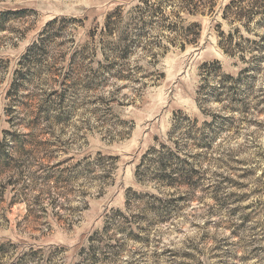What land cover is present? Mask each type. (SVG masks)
Masks as SVG:
<instances>
[{
	"label": "rangeland",
	"instance_id": "obj_1",
	"mask_svg": "<svg viewBox=\"0 0 264 264\" xmlns=\"http://www.w3.org/2000/svg\"><path fill=\"white\" fill-rule=\"evenodd\" d=\"M229 1L211 15L181 14L201 26L195 44L126 60L100 43L101 29L117 7L125 22L139 0H0V15L10 13L0 21V264H264V58L231 91L244 103L217 101L221 77H239L253 55L245 63L224 52ZM54 19L74 22L45 61L27 57ZM160 34L167 45L171 35ZM214 61L218 70H203ZM183 116L199 127L215 120L205 131L212 149L189 159L199 175L191 188L157 177L158 152L185 147ZM133 193L171 201L175 217L141 221Z\"/></svg>",
	"mask_w": 264,
	"mask_h": 264
},
{
	"label": "trees",
	"instance_id": "obj_2",
	"mask_svg": "<svg viewBox=\"0 0 264 264\" xmlns=\"http://www.w3.org/2000/svg\"><path fill=\"white\" fill-rule=\"evenodd\" d=\"M216 4L217 0H139V2L131 8V13L125 22L122 17V8L117 7L106 16L103 28L101 29V33L105 37L101 38L100 43L103 42L108 47L112 45V49L118 50L119 55H122L121 59L125 58L126 60L137 49L150 52L152 49L158 47L165 52L170 46L183 50L187 46L193 45L198 41L201 33V26L197 21L186 22V19L182 18L181 14H186L189 17L211 15L215 12ZM9 14L10 13H4L0 15L1 23L6 21ZM221 17L231 26V31L227 32L226 35H224V32H220V35H222L221 41H223L222 46L224 52L233 57H238L243 62L246 61V54L253 55L250 59L251 62H248V64H245L242 68L239 77L228 75H223L221 77L222 80L219 83L220 86L215 95L218 97V102L228 100V102H234V105L236 102H239L241 105V103L244 102L236 99L233 94H231V91L234 90V86L241 83L242 80L240 77L243 74L254 70L252 62L256 64L264 58V56L258 57L254 54L256 52L259 55L264 51V36H258L255 32L257 28H264V0H230L223 7ZM60 20H62L60 23L61 26H55L58 22L57 19L46 24L45 29L40 34L39 40L29 49L27 53L29 55L27 57L31 58L32 54V59L33 56H38L36 60L39 63L45 61L44 59L49 56V44L61 37V33L69 22H74L72 19ZM121 22H124V30L117 33V28ZM163 30L171 35V37H167V45L161 44L162 37L165 38V36L160 34ZM244 33L257 35L258 38L251 39L244 36ZM96 36H98L96 30L91 31L90 38L92 41L95 42ZM107 36H116V41L106 40ZM95 46L94 44L93 52L89 51L87 45L79 47V49L74 51L73 58L76 57L79 60H85L88 58V54L91 55L90 53L94 54L96 52L97 48H95ZM60 54H63L62 50ZM210 64H212L213 67L216 65L218 70V61L204 63L202 67L203 70L210 66ZM114 65H117V63L115 62ZM121 65L122 67L119 70H115L117 73H122L124 71V66L123 64ZM113 67V64L110 63V65L108 64V66L103 67L102 70L111 75L113 72H109V70L113 69ZM209 68L211 69V66ZM50 70L49 68L47 69V71ZM211 70L216 71L215 68ZM71 71L73 74H75V72L77 73V69L74 66ZM70 77L71 75H69V78ZM15 88L16 87L13 88L15 91L19 89L17 88L16 90ZM65 92L66 90L63 91V95H65ZM177 121H181L179 122L180 126L185 125L188 127L185 133V147L179 148L178 151H170L166 153V155L154 149L150 151L158 152L159 167L157 169V177L159 179L170 185H176L178 187L187 185L191 188L190 186L196 182L199 175L198 170L193 165L194 162L191 163L189 159L192 158V160H195V155L192 154L193 149L200 148L204 149L203 151L212 149L215 139L212 137L208 138V136L205 135V131L207 128L213 126L215 120H211L210 122L205 121L200 127L197 126L198 120L196 118L191 119L188 116H183L181 120L180 117H178ZM223 126L224 124L221 125V127ZM4 134L11 135L8 131H4ZM6 147L7 145H0V150L5 151L7 149ZM1 153L5 154L4 152H0V154ZM180 153L183 155L181 156ZM8 157H11V155ZM3 161H5L4 164L8 163L7 160ZM132 196L133 200L141 204V209L139 210L141 221H147V215H153L155 220L167 222L176 215L173 210L174 204H171V201L161 203V199L153 194L133 193ZM189 198L190 196L186 197V200ZM128 207L130 209L129 211H131V201L128 203ZM113 216L121 219L128 218L125 213L120 210H116Z\"/></svg>",
	"mask_w": 264,
	"mask_h": 264
}]
</instances>
